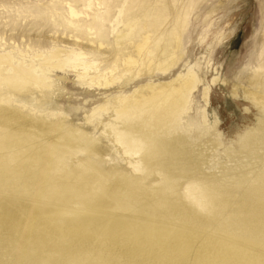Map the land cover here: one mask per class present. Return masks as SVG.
<instances>
[{
  "label": "bare ground",
  "instance_id": "bare-ground-1",
  "mask_svg": "<svg viewBox=\"0 0 264 264\" xmlns=\"http://www.w3.org/2000/svg\"><path fill=\"white\" fill-rule=\"evenodd\" d=\"M70 13L73 19L80 16L71 5ZM123 13L124 7L112 23L113 34ZM148 41L135 45L139 57L149 56ZM76 42L37 51L31 62L22 52L0 50V264H235L230 250L218 243L233 241L235 231L219 230L217 217L222 211L236 213L259 225L246 234L253 229L264 234V65L246 93L261 115H252V123L230 138L233 147L221 157L217 140L195 141L185 122L202 86L191 64L168 84L151 82L133 94L106 95L84 111L82 122L75 120L56 101L71 87L65 83L69 73L78 76L76 86L106 89L135 76L141 66L133 54H124L119 40L110 50L99 44L96 49L107 56L101 62ZM183 56L158 70L167 74ZM146 68L155 77L150 58ZM125 85L119 89L125 91ZM67 96L73 99L72 92ZM210 99L206 86L204 125ZM252 111L246 108V118ZM222 126L219 118L216 130L225 137ZM104 138L120 155V160L109 156L110 172L104 167ZM62 194L82 208L78 197L96 206L105 199L148 206L157 217L147 226L157 227L162 238L123 246L86 236L67 214L53 220L65 203Z\"/></svg>",
  "mask_w": 264,
  "mask_h": 264
},
{
  "label": "rangeland",
  "instance_id": "rangeland-1",
  "mask_svg": "<svg viewBox=\"0 0 264 264\" xmlns=\"http://www.w3.org/2000/svg\"><path fill=\"white\" fill-rule=\"evenodd\" d=\"M89 3L90 0H0V50L12 51L15 56L22 52L31 62L37 51L46 52L54 46L71 45L77 40V46L101 62L107 56H102L96 49L99 44L104 43L110 50L119 40L124 43V54L129 52L138 59L141 66L133 71L135 76L128 75L119 84L106 89L76 86L78 76L69 73L70 79L65 83L79 89L69 87V91H64L56 101L67 113L73 114L75 120L82 122L84 111L104 102L106 95L133 94L151 82L160 86L168 84L184 72L188 64L195 67L202 80L194 110L185 119L192 127L195 141L217 140L221 145L218 154L223 157L222 151L233 147L227 143L230 138H236V132L252 123V115H261L246 93L251 88L253 76L264 65V0H91L92 7L88 10ZM70 5L79 17L72 18ZM122 7L124 13L116 35L112 32V23ZM145 37H149L145 49L149 56L139 57L135 45L142 43ZM181 52L184 56L174 70L167 74L158 70L161 64L170 65L171 58L180 56ZM148 58L157 69L155 77L148 74ZM215 77L219 80L213 83ZM225 79L227 87L222 85ZM122 84H126L125 91L119 89ZM206 86L210 87L211 102L209 122L204 125L203 92ZM234 88L236 96H233ZM258 90L262 91V88ZM70 92L73 93L72 100L67 96ZM247 107L255 108L250 118H246ZM219 118L223 120L225 137L216 130ZM97 132L99 136L100 131ZM103 142L107 152L104 167L110 172L109 156L120 160V155L105 138ZM2 181L0 178V183ZM61 197H65L62 199L65 203L53 212L56 213L53 220L67 214L86 236L103 237L109 243L123 246L136 245L140 241L144 245L151 237L162 238L157 227L150 229L147 226L157 217L148 206L142 207L127 199L121 203L105 199L102 200L104 204L96 206L88 198L78 197L85 205L82 208L73 204L67 194ZM217 219L219 230L235 231L233 241L218 242L230 250L229 258L236 261L235 264H264V234L257 231L259 229L246 234L259 225L253 227L244 216L223 211ZM244 241L249 243L250 250L244 247ZM214 244L218 246L216 242Z\"/></svg>",
  "mask_w": 264,
  "mask_h": 264
}]
</instances>
